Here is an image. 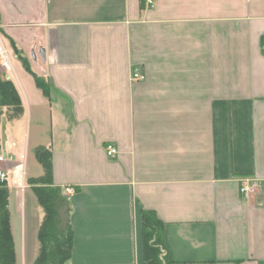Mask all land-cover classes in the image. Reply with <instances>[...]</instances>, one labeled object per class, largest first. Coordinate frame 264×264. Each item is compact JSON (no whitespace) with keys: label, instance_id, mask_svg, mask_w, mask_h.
Returning <instances> with one entry per match:
<instances>
[{"label":"crops","instance_id":"0c3cea01","mask_svg":"<svg viewBox=\"0 0 264 264\" xmlns=\"http://www.w3.org/2000/svg\"><path fill=\"white\" fill-rule=\"evenodd\" d=\"M0 14V76L23 103L0 116L16 264L40 252L38 146L73 189L66 264H147L144 208L169 264H264V0H0Z\"/></svg>","mask_w":264,"mask_h":264},{"label":"trees","instance_id":"16d2710c","mask_svg":"<svg viewBox=\"0 0 264 264\" xmlns=\"http://www.w3.org/2000/svg\"><path fill=\"white\" fill-rule=\"evenodd\" d=\"M144 2L145 0H142V5ZM10 41L17 57L35 77L37 85L49 96L51 83L34 71L29 57L17 42L12 38ZM4 108L11 117L18 116L23 112V103L14 82L0 76V116ZM35 154L45 169L43 176L28 180L45 212L39 231L40 252L35 264H66L71 260L74 243V233L70 224L72 210L70 195L65 188L54 184L51 149L38 146ZM142 239L143 255L147 264L170 263L165 243L164 222L152 209L144 208L142 211ZM0 264H16L7 183L0 184Z\"/></svg>","mask_w":264,"mask_h":264},{"label":"built area","instance_id":"2783aa9c","mask_svg":"<svg viewBox=\"0 0 264 264\" xmlns=\"http://www.w3.org/2000/svg\"><path fill=\"white\" fill-rule=\"evenodd\" d=\"M147 2H148V4H152L153 0H147ZM0 66L5 71H10L12 69L9 51H8L7 47L2 42H0ZM133 78L136 80H144L146 78V76L144 74L138 72V71H135L133 73ZM105 150H106V154L111 158L116 157L119 153V148L117 146H115L114 144H111V143L106 145ZM6 158H7L6 153L1 154L0 155V162L5 161ZM8 179H9V171L0 168V184L7 183ZM253 190H254V186H252V185L243 184V186L241 187V192L245 196H248ZM67 192L71 193V192H73V189L68 187Z\"/></svg>","mask_w":264,"mask_h":264},{"label":"water","instance_id":"95a60500","mask_svg":"<svg viewBox=\"0 0 264 264\" xmlns=\"http://www.w3.org/2000/svg\"><path fill=\"white\" fill-rule=\"evenodd\" d=\"M41 56L44 60H46L47 55H46V50L44 48H41Z\"/></svg>","mask_w":264,"mask_h":264},{"label":"rangeland","instance_id":"374dc122","mask_svg":"<svg viewBox=\"0 0 264 264\" xmlns=\"http://www.w3.org/2000/svg\"><path fill=\"white\" fill-rule=\"evenodd\" d=\"M10 50H11V53H12V56L14 57V58H16V56L13 54V52H12V49L10 48ZM17 60H18V58H16ZM30 74V73H29ZM3 77H4V74H3Z\"/></svg>","mask_w":264,"mask_h":264}]
</instances>
